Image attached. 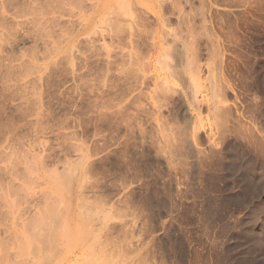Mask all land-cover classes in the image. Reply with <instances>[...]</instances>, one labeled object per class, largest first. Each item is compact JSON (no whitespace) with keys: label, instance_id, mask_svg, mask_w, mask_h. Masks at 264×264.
I'll return each mask as SVG.
<instances>
[{"label":"rangeland","instance_id":"obj_1","mask_svg":"<svg viewBox=\"0 0 264 264\" xmlns=\"http://www.w3.org/2000/svg\"><path fill=\"white\" fill-rule=\"evenodd\" d=\"M263 188L264 0H0V264H264Z\"/></svg>","mask_w":264,"mask_h":264},{"label":"bare ground","instance_id":"obj_2","mask_svg":"<svg viewBox=\"0 0 264 264\" xmlns=\"http://www.w3.org/2000/svg\"><path fill=\"white\" fill-rule=\"evenodd\" d=\"M152 45V44H151ZM184 47V46H183ZM153 49V48H152ZM180 49V48H179ZM181 50V49H180ZM180 50H178V52L180 51ZM181 55H183V54H181ZM185 55V54H184ZM182 57V56H181ZM178 59V58H177ZM180 61H181V59H180ZM171 62V61H170ZM184 62V61H183ZM183 62H181V63H183ZM166 63V62H165ZM169 63V62H168ZM167 63V64H168ZM176 63V62H175ZM178 64V63H177ZM176 64V65H177ZM166 65V64H165ZM180 67V66H179ZM169 69V68H168ZM178 69V68H177ZM181 69H182V67H181ZM169 70H171V69H169ZM188 70V69H187ZM182 71V70H181ZM185 71V70H184ZM175 72H177V71H175ZM179 72V71H178ZM183 73V72H182ZM186 73V72H185ZM177 74V73H176ZM178 77V76H177ZM264 189V188H263Z\"/></svg>","mask_w":264,"mask_h":264}]
</instances>
